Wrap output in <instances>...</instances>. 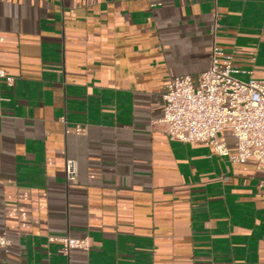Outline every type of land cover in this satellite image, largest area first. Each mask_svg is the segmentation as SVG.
Wrapping results in <instances>:
<instances>
[{
  "label": "crops",
  "instance_id": "1",
  "mask_svg": "<svg viewBox=\"0 0 264 264\" xmlns=\"http://www.w3.org/2000/svg\"><path fill=\"white\" fill-rule=\"evenodd\" d=\"M213 41L261 78L264 0H0V264H264V166L231 161L227 129L219 155L160 121Z\"/></svg>",
  "mask_w": 264,
  "mask_h": 264
},
{
  "label": "built area",
  "instance_id": "2",
  "mask_svg": "<svg viewBox=\"0 0 264 264\" xmlns=\"http://www.w3.org/2000/svg\"><path fill=\"white\" fill-rule=\"evenodd\" d=\"M145 1L150 7L162 3V0ZM216 28L215 17L211 28L213 35ZM251 73V70L236 67L232 55L213 41L205 70L195 75H175L166 83L160 118L166 135L184 143L208 144L216 154L228 155L226 146L219 139V133L227 129L236 147L230 160L244 162L253 158L264 166V75L255 78ZM244 74L248 75L246 79L240 77ZM0 81L12 84L14 77L0 68ZM60 120L65 123L64 117ZM69 131L82 134L85 127L74 124L72 128H65V133ZM76 174V161L66 158L65 181L76 182ZM257 187L264 192V180H259ZM57 240L62 253L90 246L88 237L62 236ZM9 244L5 231L0 230V253Z\"/></svg>",
  "mask_w": 264,
  "mask_h": 264
},
{
  "label": "rangeland",
  "instance_id": "3",
  "mask_svg": "<svg viewBox=\"0 0 264 264\" xmlns=\"http://www.w3.org/2000/svg\"><path fill=\"white\" fill-rule=\"evenodd\" d=\"M241 77V76H240ZM242 79H244V78H242Z\"/></svg>",
  "mask_w": 264,
  "mask_h": 264
}]
</instances>
